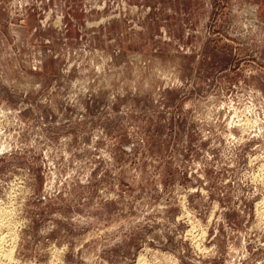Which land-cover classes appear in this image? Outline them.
Here are the masks:
<instances>
[{
	"label": "rangeland",
	"instance_id": "obj_1",
	"mask_svg": "<svg viewBox=\"0 0 264 264\" xmlns=\"http://www.w3.org/2000/svg\"><path fill=\"white\" fill-rule=\"evenodd\" d=\"M0 229V264H264V0H0Z\"/></svg>",
	"mask_w": 264,
	"mask_h": 264
},
{
	"label": "bare ground",
	"instance_id": "obj_2",
	"mask_svg": "<svg viewBox=\"0 0 264 264\" xmlns=\"http://www.w3.org/2000/svg\"><path fill=\"white\" fill-rule=\"evenodd\" d=\"M7 211V210H6ZM8 212V211H7ZM3 214H4V212H3ZM5 215V214H4ZM7 215V214H6ZM8 218V217H7ZM3 220V219H2ZM2 222H4V220L2 221ZM2 225H4V224H1V227H2ZM6 227V226H5ZM1 230V229H0ZM2 235V234H1ZM5 235V234H4ZM8 235V234H7ZM3 241V240H2ZM6 242V241H5ZM3 248V247H2ZM2 251V250H1ZM10 254H12L10 251L9 252H6V253H2V255H5V256H7V257H10L11 255ZM1 255V256H2Z\"/></svg>",
	"mask_w": 264,
	"mask_h": 264
}]
</instances>
